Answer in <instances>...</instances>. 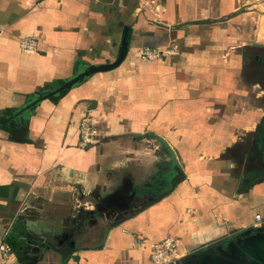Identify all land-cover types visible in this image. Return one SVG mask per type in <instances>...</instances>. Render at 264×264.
I'll list each match as a JSON object with an SVG mask.
<instances>
[{"label": "crops", "instance_id": "obj_1", "mask_svg": "<svg viewBox=\"0 0 264 264\" xmlns=\"http://www.w3.org/2000/svg\"><path fill=\"white\" fill-rule=\"evenodd\" d=\"M197 1L0 0L2 115L82 68L112 63L125 28L130 38L117 68L40 102L18 131L0 129V234L8 233L19 263L152 264V246L171 237L183 258L218 255L225 240L264 227L263 94L242 75L255 41L240 44L233 10L220 8V22L180 27L211 19L187 13ZM23 37L36 40L35 50L20 48ZM142 48L178 53L145 63L134 60ZM84 117L98 131L91 146L78 138ZM171 156L185 180L160 202L116 226L110 218L92 223L64 260L17 255V217L31 238L42 235L80 207L110 205L130 188L151 191Z\"/></svg>", "mask_w": 264, "mask_h": 264}, {"label": "water", "instance_id": "obj_2", "mask_svg": "<svg viewBox=\"0 0 264 264\" xmlns=\"http://www.w3.org/2000/svg\"><path fill=\"white\" fill-rule=\"evenodd\" d=\"M243 12L244 11L242 9L237 10L236 12H233L230 17L242 14ZM222 19L223 18L192 20L182 22L179 26L184 27L188 25L212 24L220 22ZM129 40L128 29L125 28L122 32L116 59L112 63L89 65L82 68L75 75L65 80L61 86L49 91L43 90L35 96H32L30 99H27L18 108L10 109L8 114H0V129L10 130L9 132H13V130L14 132L18 131V129H21L18 128L19 126L22 127L28 125L30 113L34 111L40 102L52 98L65 90H70L71 88L80 85L87 78L96 73L109 72L117 68L127 56ZM167 161L169 164L167 171L161 178H159L151 192H144L143 190L130 188L129 192L126 193V196L121 198L119 201H111L107 198V201L113 202L110 205H108L107 202L104 203L105 200H101V202L97 203L92 210H86L80 207L77 210H73L71 213H68L64 218L54 224L52 228L44 232L42 235L32 237L33 239L30 237V233L32 232L28 229L27 223L22 220V217H17L14 223L16 229L10 232L15 241L17 255L22 256L32 254L34 257L37 255V260L40 261L46 254L55 253L58 254L62 260H64L76 252L78 249L77 243L84 237L85 234L91 231L90 228L92 223L114 217L115 220L113 224L116 226L130 218L135 217L148 207L160 202L162 199L171 194L175 188L185 180V174L181 167V163L173 158V156L168 158ZM165 184L167 185L166 190L159 194H155L154 191L156 187H163ZM103 204H106L107 206H104ZM122 214L124 215L122 216ZM237 244V250H240L244 259H242L239 263L238 261H232V259L229 261V264H264V238H248L238 242ZM218 250L220 249L217 248V251ZM186 260L188 262L192 260L197 262V264H221V262H219L221 257L216 255L215 251L212 249H207L199 253L196 252L188 258H182L177 262V264H181Z\"/></svg>", "mask_w": 264, "mask_h": 264}, {"label": "rangeland", "instance_id": "obj_3", "mask_svg": "<svg viewBox=\"0 0 264 264\" xmlns=\"http://www.w3.org/2000/svg\"><path fill=\"white\" fill-rule=\"evenodd\" d=\"M221 2V0H220ZM219 0L213 1L209 0H202L201 3L197 1V3L193 4V6H189L190 8L186 9L188 14H192V16L196 17L202 14L206 17H211V19H214L217 14L220 13V8L222 12L228 13L229 11L236 12L237 10L242 9L244 12L242 14H239L238 19V25L236 26L241 27L242 35L240 37V44H247L249 41H255L257 45L264 44V0H228L225 3L221 2L219 6ZM228 3V4H227ZM150 6L152 5H146L145 8L150 10ZM187 14V15H188ZM165 15V14H164ZM167 18L169 17L168 14L165 15ZM226 16H228L226 14ZM155 17V16H154ZM156 18V17H155ZM157 20V19H156ZM159 23V20L157 21ZM171 23V21H166ZM181 23L180 21L174 22L171 26L174 29H179L180 27L178 24ZM245 31V34H244ZM258 35V36H257ZM153 50L156 52H161L159 57L157 59L149 60V59H143L142 55H140V52H147L149 56H152L154 53ZM178 53V49H150V48H142L136 51V58L134 60L138 59L140 62L150 63L153 61H157L159 59H162L166 56H176Z\"/></svg>", "mask_w": 264, "mask_h": 264}, {"label": "built area", "instance_id": "obj_4", "mask_svg": "<svg viewBox=\"0 0 264 264\" xmlns=\"http://www.w3.org/2000/svg\"><path fill=\"white\" fill-rule=\"evenodd\" d=\"M43 0H32L34 4H38ZM20 48L26 51H33L36 48L37 42L30 37H23L19 41ZM152 56L148 53L140 52L143 59H157L161 52H156ZM78 138L82 146H91L98 141V131L93 127L88 117L81 119L78 129ZM255 220L260 222L259 215L255 216ZM7 235L0 234V264H21L14 253L12 246L7 242ZM182 246L175 238H167L152 246L151 262L152 264H174L177 260L183 258L184 254Z\"/></svg>", "mask_w": 264, "mask_h": 264}, {"label": "flooded vegetation", "instance_id": "obj_5", "mask_svg": "<svg viewBox=\"0 0 264 264\" xmlns=\"http://www.w3.org/2000/svg\"><path fill=\"white\" fill-rule=\"evenodd\" d=\"M248 46L249 47L247 49H249V50L247 53L249 56H247V57H250L251 64H249L247 68H246V66L243 67L242 75H244L247 80L258 84V86L256 87V91L263 94V99L261 100V102H258V103H261L262 108L264 109V44L257 45V43H253V44H250ZM258 105H260V104H258ZM158 187H160V186H158ZM155 190L158 191L159 188L156 187ZM164 190H166V189H164ZM143 191L144 192L145 191L151 192L150 190H143ZM123 215L124 214H122V216ZM122 216H121V218H122ZM110 220H112L114 222L115 218L110 217ZM11 228H12L11 231L15 230L16 229L15 224H13V226ZM257 229H260V230H257ZM258 237L264 238V227L253 228L251 230L244 231L243 233H240V234L234 236V238H230L228 240H225L224 243H222L220 246L216 247V249L217 248L220 249L217 251L218 255L221 257V260L219 262H221V264H229V261H231L233 259L232 261H234V262L238 261V263H239L242 259H244V256L240 253L239 249L237 250V247H236L238 245L237 243L240 241H243L245 239H248V238L249 239L250 238L257 239ZM246 247H249V246H246ZM220 251H222V252H220ZM186 262H188V261H186Z\"/></svg>", "mask_w": 264, "mask_h": 264}]
</instances>
